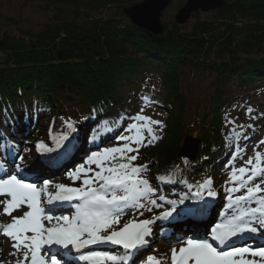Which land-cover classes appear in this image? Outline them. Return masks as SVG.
I'll use <instances>...</instances> for the list:
<instances>
[{
    "label": "trees",
    "instance_id": "1",
    "mask_svg": "<svg viewBox=\"0 0 264 264\" xmlns=\"http://www.w3.org/2000/svg\"><path fill=\"white\" fill-rule=\"evenodd\" d=\"M34 1L51 20L35 33L19 28L0 35V137L10 142L0 139V148L9 153L6 162L14 164L24 146L32 145L29 139L44 134L48 118H71L79 129L69 140L77 136L79 148L97 151L119 144L116 137L141 109L154 110L163 117L154 133L158 139L146 138L132 163L151 169L160 187H174L176 194L183 192L176 184L192 185L191 176L203 169V180L211 179L217 193L214 204L228 210V192L215 171L264 118V0H226L219 9L196 11L191 28L164 24L159 35L136 26L124 11L143 0ZM187 75L212 81L211 97L201 108L188 97ZM249 109L250 128L238 139L226 128L227 118L247 117ZM188 135L200 138L194 161L178 157ZM168 192L162 202L176 200ZM148 208L157 217L164 206ZM188 225L161 221L153 228L173 235Z\"/></svg>",
    "mask_w": 264,
    "mask_h": 264
},
{
    "label": "snow or ice",
    "instance_id": "2",
    "mask_svg": "<svg viewBox=\"0 0 264 264\" xmlns=\"http://www.w3.org/2000/svg\"><path fill=\"white\" fill-rule=\"evenodd\" d=\"M143 99L147 101L149 98L145 96ZM89 118L91 117L84 119ZM129 119L132 122L127 123L124 129L126 134L116 137L118 141L124 142L122 145L91 152L82 164L69 173L72 181H82L79 187L58 183L54 185L56 191L53 193L48 190L49 180H44L42 186L38 187L36 183L28 182L18 174H8L7 170L0 165V170H3L6 176V178H0V196L5 197L0 200V205H3L2 211L9 216L14 210L22 212L19 216H12L10 223L0 226V232L15 241L13 248L16 252L22 253L17 264H20L21 260L24 262L30 260V264H48L45 256L41 255V250L46 247L50 250L52 246H62L65 249L71 246L79 251L89 246L104 244L121 246L125 254L92 250L81 255L79 259L89 261L91 264H135L138 259L136 254L142 248L149 246L147 237L152 235L151 225L154 220L173 217V213H177V216H192L198 211L196 208L186 206L177 212L178 205H184L185 200L191 198L184 196L178 201L167 200L166 203L171 207L155 218L139 221L132 219L120 226L121 217L126 211L130 208H144L145 204L140 203V200L147 199L150 194L154 195L156 192L148 179L141 178L140 174L142 170H146V166L134 165L132 162L137 160L139 146L145 142V132L150 136L148 143H152L158 139L152 126L162 125L161 121L153 120L150 116L140 113ZM232 122L229 121V123ZM64 123L71 132L77 131L71 118ZM104 123L108 122L104 121ZM107 131L111 132L112 129L109 128ZM68 138L67 134L63 136L64 140ZM237 138H240V134H237ZM243 138L248 139L246 134ZM0 139L6 141L4 137ZM6 143L10 145V142L6 141ZM258 143L264 144V139ZM37 148L42 152L55 150L43 142L38 143ZM240 151L242 149L237 146L233 159L239 155ZM19 160L23 162L24 157L20 156ZM93 165L95 168L92 167ZM245 165L247 167L232 168L229 179L233 187L226 189L229 193L228 207L233 209V214L211 229V240L218 242V246L207 238H188L178 250L171 249L170 264H257L255 259H248L246 256L264 260V246H258L253 250L250 246L237 247L231 243L233 238L243 240L245 234H260L264 237V195L256 200L257 206H246L248 201L255 200L258 194L264 193V188L260 186L264 183V179H261L260 183H252L258 177H264V154L254 151V157H249ZM21 167V164H16L17 173ZM90 173L92 175H89ZM211 185V179L204 180L198 185L195 196L197 198L201 196L200 189H208L209 197L216 196L217 193L211 190ZM241 189H245L243 195L234 197L231 195ZM118 191L123 194L118 195ZM43 194H47L48 204L54 201L74 200L80 203L75 205L76 211L71 217L46 216L45 208L42 206ZM157 199L165 201V197L161 195L156 199H148V203L154 207H162V204L157 203ZM25 205L27 210L22 207ZM148 211H152V208H148ZM140 215H143V212ZM45 219L51 226L45 225ZM54 219L56 223L52 224ZM50 264H63V262L58 259L57 253L52 252ZM147 264H162V261L149 255Z\"/></svg>",
    "mask_w": 264,
    "mask_h": 264
},
{
    "label": "rangeland",
    "instance_id": "3",
    "mask_svg": "<svg viewBox=\"0 0 264 264\" xmlns=\"http://www.w3.org/2000/svg\"><path fill=\"white\" fill-rule=\"evenodd\" d=\"M186 1L187 0H173L163 11V14H162L163 24L176 23L175 15L178 9L181 6H183ZM35 3L36 2L34 0H0V35H3L5 33L17 34L19 28L24 29V30H31L34 33L41 30L44 27V25L51 20V16L43 12L39 7L36 6ZM204 16H210V15L208 13V14H204ZM5 17H8L10 19H15L17 24L5 20L4 19ZM191 21L192 19L190 20V22ZM186 25H187V28H191L192 26L191 23L189 22L186 23ZM184 79H185V83L188 81V84H186V87H187V91L190 90V95L188 94L189 99L193 101L195 104H198L199 107L201 108L207 101H209V98L211 97L212 89H213L212 84H211L212 82L211 79L208 78L207 76L203 77V76H197V75H193V76L187 75ZM139 113L150 116L153 120H159L163 122V117L157 114V112L154 110H145L143 112L140 111ZM245 115H247V117H244V116L240 117L238 114H235V113L229 114L227 118V122H226V128L230 130L231 132H234V133L237 132L240 135L244 133L247 128H250V122L252 121V118H251L252 114L249 110L245 112ZM238 117L241 119L239 120ZM61 118L63 117H55V118L46 119V122L43 125L44 134L40 136L39 138L31 137L29 139L32 145L26 147L27 145L26 144L24 146L23 150H21L20 153L16 156L15 164L6 162V160H8L6 158L8 157L9 153L6 151H3V149L0 148V153L3 156L2 158H0V161H3L2 162L3 169H6L8 174H18L21 178L26 179L28 182L36 183L38 187L42 186L44 180H49L50 185H49L48 190L53 193L56 191L54 188V185L58 183H63L71 187L81 186L82 181L81 180L72 181L69 177V173L73 171L78 165L82 164L87 158V156L91 152H94V151H91L90 147H87L88 149L87 148L85 149V147L87 146V145L85 146V144L81 146L83 148H79L77 145L78 143L77 136L75 137V140L71 142V140L69 139L71 138L72 134H75L78 131L79 128L77 127V125L74 124L75 122H73L71 119V122L74 124L75 128L77 129L75 133L71 132L70 129L66 128V125L64 123V121L68 120V118H64L63 120ZM229 121H233V122L229 123ZM241 125H243V127H241ZM160 126H157V125L152 126L155 134L159 133V128H161ZM257 127L256 129L255 128L249 129L251 131L256 130V132L254 133L253 137L249 138L245 142L247 143L246 147L244 145L245 144L244 142L240 145H237L239 149H242V151H240L239 155L231 161L230 165L226 167L227 162L230 161V158L233 157V154L231 156H228L224 160L223 163H220L218 168L216 169L215 172L218 175H220V181H221V184L224 190H226L229 187H233V184L230 182V179H229L230 173L233 167L235 168H239L242 166L247 167V165H245V161L249 157H254V151H259L262 154H264V144L258 143L259 141L264 139V118L261 120V122L258 123ZM63 130L67 131V135L69 137L67 142L64 145H62L63 144L62 137H60V133ZM19 135L20 136H18V139L20 141H24L22 138L23 136L21 134ZM144 135H145V139L150 138L147 132H145ZM25 141L28 142L27 139ZM79 141H80V136H79ZM241 141H244V139H241ZM40 142H43L48 147L54 148V149L57 147V143H59V145H62L60 146L61 151L59 148H57V151L49 152L57 157V159H55L57 164L69 154L70 156H73L72 160L68 163L66 162L61 163L62 165L60 167V170H52L49 164L43 159V155H42L43 152L37 148V144ZM53 142L56 143L55 146H53L52 144ZM123 143H124L123 141H120L119 144L115 146L122 145ZM183 146H184V143H183ZM237 146L234 147V152L237 151ZM102 149L103 148H100L97 151H100ZM74 150H78L76 155H74ZM179 152H178V157L180 158ZM20 156L24 157L23 162L19 160ZM37 156H39V160L42 163H44V166H45L44 168H46L45 171H44V168L41 170L36 169L34 171L28 166L33 161V159ZM28 157L30 158L26 162V159ZM18 163L21 164L22 167L17 173L16 164ZM92 167L95 168V165H93ZM204 173L205 171L203 169H196V174L194 176H191L192 185L179 186L176 184L175 187H179L181 190H183L182 193L176 194L175 193L176 188L171 187V186L163 190L162 187H160L158 178L157 177L154 178L155 175L151 173V169L147 168L146 170H142L140 174L141 178L148 179L151 186L156 189V192L154 195L150 194V196L147 199L140 200V203L145 204L144 208H140V209L130 208L128 211H126L121 217L120 226H122L124 223L132 219L139 221L143 219L155 218L156 213L153 212L154 209H152V211H148V207L149 205H151L150 203H148V199H156L158 196H161V195L170 196L168 192L170 190L173 191L174 195H176L174 196V198H176V201H178L181 197H184V196L191 197L190 199L185 200L184 205H179L180 206L179 208H184L187 206V207L198 209V211L194 215H197L199 217L197 221H200V222L199 224L195 225V227L192 229L193 223H192V220H190L191 218H188L187 216H180V218L185 217L186 219H189V222L191 224L188 225L187 227L188 231L183 230L181 234L179 235V238L175 241H171V240L168 241L166 236L162 235V232L167 231L166 229L160 228L159 230V229L153 228L152 235L150 237H147V239L150 242L149 246L142 248L140 252L136 254L138 256V261H137L138 264H147V256L149 255H153L159 258L162 261V264H170L171 249L175 248L178 250L181 246H183L184 241H186V240L183 241L184 236L189 235V234L192 237L195 236L197 238H207L210 242H213L211 238L208 237V231H210L213 228V225H215V223H218V222L222 223L227 218H230L231 215L233 214V211H231L230 208L227 210L223 208L222 206L220 207L216 206V204H214V199H213L215 196L209 197L207 193L204 194V191L206 189H200L201 196L199 198L195 196V193L198 190V185L204 182L203 177H202ZM89 175H92V173H90ZM0 178H6L3 170H0ZM261 179H264V177H258L252 183H255V182L260 183ZM94 186H98V185H94ZM244 191L245 189H241V191L232 193L231 195L233 197L237 195H243ZM117 194L122 195L123 193L118 191ZM110 195L111 194L109 193V198H110ZM223 195H225L224 203L229 204V201L227 199V196L229 195V193L223 194ZM262 195H264V193L258 194L257 198L255 200L248 201L246 206L248 207L257 206L256 200H258L259 196H262ZM47 197H48L47 194L42 195V205L43 203H45V199ZM3 199H5V197L0 196V200H3ZM78 203L80 202L77 201V204ZM157 203L162 204L164 206V208H160L157 212L168 210L171 207V205L167 204L166 202H162L158 199H157ZM22 207L24 210H27L26 205ZM2 209H3V205H0V226H4L10 223L12 216H19L22 214L20 210H14L12 212V215L9 216V215L4 214ZM66 209L68 210H60V214L58 216H63V213H64V215L71 217L72 216L71 211H73L76 208L73 206V204H69V206ZM141 212H143V215H140ZM194 215L192 216L194 217ZM52 216L58 217L55 215H52ZM161 221L162 220L155 222L154 225H156L157 223ZM44 223L46 226H51L50 224H48V221L46 219L44 220ZM55 223L56 221L54 219L52 221V224H55ZM186 232H188V234ZM14 243L15 241H13L10 237H7L3 235L2 232H0V264H17V261L18 259H20L22 253L16 252V250L13 248ZM213 243L215 245L218 242H213ZM251 244H249L247 241H241V242L234 243V245L237 247L250 246L253 250H255L258 247L257 244H254V243H251ZM106 248H109L116 254H119L120 252L119 250L121 246H114L110 244L109 247L106 246ZM12 253H15V255H12ZM246 258L255 259L257 261V264H264V260H262L259 257L253 258L251 256H246ZM20 264H30V260L27 262H24L21 260ZM48 264H50V262H48Z\"/></svg>",
    "mask_w": 264,
    "mask_h": 264
},
{
    "label": "water",
    "instance_id": "4",
    "mask_svg": "<svg viewBox=\"0 0 264 264\" xmlns=\"http://www.w3.org/2000/svg\"><path fill=\"white\" fill-rule=\"evenodd\" d=\"M226 0H187L181 6L175 19L178 24H186L196 11L208 12L221 8ZM172 0H143L131 7L124 9L126 15L139 28L159 35L164 32L162 14ZM200 138L188 135L184 146L179 152L180 157L195 160L199 153Z\"/></svg>",
    "mask_w": 264,
    "mask_h": 264
},
{
    "label": "bare ground",
    "instance_id": "5",
    "mask_svg": "<svg viewBox=\"0 0 264 264\" xmlns=\"http://www.w3.org/2000/svg\"><path fill=\"white\" fill-rule=\"evenodd\" d=\"M30 157H32V156H30ZM30 157H28L27 159H26V162H27V160L30 158ZM59 165V164H58ZM32 170H36V169H38V170H41V169H43L45 166H44V163H42L40 160H39V156H37V157H35L34 159H33V161L28 165ZM45 169L46 168H44V171H45ZM30 170V169H29ZM28 170V171H29ZM52 173H54V172H52ZM52 173H50V174H52ZM80 202V201H79ZM195 226H193L192 227V229L194 228ZM109 245L110 244H108V245H106V246H108L109 247ZM101 247H104L105 245H100Z\"/></svg>",
    "mask_w": 264,
    "mask_h": 264
}]
</instances>
